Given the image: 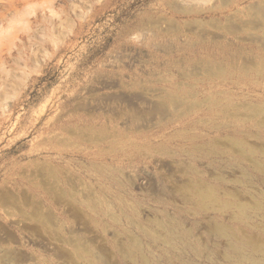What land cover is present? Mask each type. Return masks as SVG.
<instances>
[{
	"label": "rangeland",
	"instance_id": "obj_1",
	"mask_svg": "<svg viewBox=\"0 0 264 264\" xmlns=\"http://www.w3.org/2000/svg\"><path fill=\"white\" fill-rule=\"evenodd\" d=\"M262 248L264 0H0V264Z\"/></svg>",
	"mask_w": 264,
	"mask_h": 264
},
{
	"label": "bare ground",
	"instance_id": "obj_2",
	"mask_svg": "<svg viewBox=\"0 0 264 264\" xmlns=\"http://www.w3.org/2000/svg\"><path fill=\"white\" fill-rule=\"evenodd\" d=\"M203 199L215 200V194L212 191H207L202 195ZM264 252V248L261 249Z\"/></svg>",
	"mask_w": 264,
	"mask_h": 264
}]
</instances>
